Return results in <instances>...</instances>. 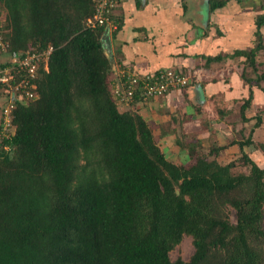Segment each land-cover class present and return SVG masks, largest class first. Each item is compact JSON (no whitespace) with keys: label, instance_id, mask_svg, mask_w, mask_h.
Wrapping results in <instances>:
<instances>
[{"label":"trees","instance_id":"1","mask_svg":"<svg viewBox=\"0 0 264 264\" xmlns=\"http://www.w3.org/2000/svg\"><path fill=\"white\" fill-rule=\"evenodd\" d=\"M226 2L209 0L210 10ZM95 10L94 0H0L10 55L54 47L37 98L17 102L15 134L0 138V264H264V167L244 148H264L253 140L261 115L226 163V146H196L191 164L169 160L135 109L143 81L127 101L115 92L126 79L115 80L105 25L86 26ZM255 23L260 41L232 57H246L259 85L264 12ZM241 162L247 172L234 171ZM185 235L195 253L174 261Z\"/></svg>","mask_w":264,"mask_h":264},{"label":"crops","instance_id":"2","mask_svg":"<svg viewBox=\"0 0 264 264\" xmlns=\"http://www.w3.org/2000/svg\"><path fill=\"white\" fill-rule=\"evenodd\" d=\"M258 1L227 0L211 11L209 0H122L116 9L115 16L123 19L122 27L110 31L116 81L124 69L141 76L173 67L197 71L196 80L185 88L135 105L169 160L189 164L196 146H224L230 139L235 142L225 149L231 154L223 156L236 158L239 141L248 137L243 136L247 123L250 129L254 124L251 113L257 107V112L264 111V90L257 87L251 106L243 111L250 91L243 76L246 57H232L236 49H249L256 39ZM220 55L210 62L206 59ZM9 57L10 53L0 52V64ZM0 100L1 112L7 100L3 90ZM262 119L253 132L254 142L255 134L264 131ZM250 146L245 145L246 151L251 152ZM219 161L228 162L227 157Z\"/></svg>","mask_w":264,"mask_h":264},{"label":"built area","instance_id":"3","mask_svg":"<svg viewBox=\"0 0 264 264\" xmlns=\"http://www.w3.org/2000/svg\"><path fill=\"white\" fill-rule=\"evenodd\" d=\"M122 0H94L95 12L86 21V26L90 28L99 25H105L109 31H116L120 27V21L115 17L116 8ZM6 15L0 13V52L8 53L9 41L4 36V24ZM54 50L52 45L46 48L30 49L23 55L11 54L9 59L0 64V84L2 90L7 95L5 105L1 110L0 117V138H11L16 131V126L13 123V111L16 108L18 101L21 103H29V101L37 98V79L40 75V70L49 69V60ZM124 81L126 90H122L121 86L115 92L124 101H127L134 95L136 85L139 81H143V95L145 99L150 97L164 96L168 92L176 89H182L188 86L197 75L196 70L168 68L148 75H138L131 69H124L120 72ZM119 83V81H118ZM123 83V85H124Z\"/></svg>","mask_w":264,"mask_h":264},{"label":"rangeland","instance_id":"4","mask_svg":"<svg viewBox=\"0 0 264 264\" xmlns=\"http://www.w3.org/2000/svg\"><path fill=\"white\" fill-rule=\"evenodd\" d=\"M262 4V3H264V0H260V2L258 1V5L259 4ZM259 10H260V12L262 13V12H264L263 10H261V7L259 8ZM256 39V41L254 40L253 41V43H252V46L250 47V48H253V47H255L256 46V43H257V40L258 41H260V37L259 36H257L256 35V37H255ZM262 41H263V43H264V27H263V33H262ZM257 60H259V61H261V62H263V60H264V54H263V51H261L259 54H258V56H257ZM248 67H249V71H248ZM174 68V67H173ZM247 68V69H246ZM176 69H178V68H176ZM244 69L246 70V73H247V75L250 77L251 76V80H248V86L250 87V91H249V94H251V92L253 91V95H254V92H255V87H257V88H263L264 87V79H262V80H260V83H259V85H257V83H256V72H254V71H252V68L250 67V65H246L245 67H244ZM259 73H261L262 71H264V65H259ZM185 71H188V69H186ZM120 76H121V74L119 75V78H120ZM197 75H195L193 78H192V82L190 83V84H192L195 80H196V77ZM247 80V79H246ZM252 81V82H251ZM248 94V96H250ZM264 94V93H263ZM1 101V100H0ZM3 104H5V103H3ZM2 104V105H3ZM258 108H260V107H257V109L255 110H253L254 112H252L251 113V115H253L252 117H250V121L251 122H256V120H257V118H256V116H258V114H260L261 115V117L263 116V118H264V111L263 110H259L258 112H257V110H258ZM255 112H256V114H255ZM0 114H1V112H0ZM1 117V116H0ZM263 120V119H262ZM247 126H248V128H246V130H245V132H243V136H245V138H246V136H250V130L253 128V127H251V129L249 128V126H250V124H248L247 123ZM256 128V127H255ZM255 128H254V131H255ZM245 129V128H244ZM250 129V130H249ZM217 132V131H216ZM256 132V131H255ZM237 133V132H236ZM249 134V135H248ZM233 137V136H232ZM254 138H255V142H256V144H260V143H262V144H264V131L263 132H260V133H256L255 134V136H254ZM1 140V139H0ZM232 141V139H230L227 143H226V145L224 144V146H226V147H228L229 146V143ZM213 143V142H212ZM212 147V145L210 144V146L209 147H207V148H205V149H203V151H205V152H208L209 150H210V148ZM209 149V150H208ZM233 150H235V149H233ZM250 150H251V153H252V157L255 159V161L263 168L264 167V148H262V147H256V146H254V145H252V146H250ZM194 151V152H193ZM192 152H193V160H190V163L189 164H191V163H193L194 161H195V156H197V152H196V150H193ZM226 151H227V149H225V148H223V149H221V151H220V153H219V155H220V159L219 160H222V158H226L227 157V160L229 161L231 158L230 157H228V156H223V155H225V154H231V152H227L226 153ZM223 152V153H222ZM241 153V151L237 154V155H239ZM186 155V151H184V152H182V156H185ZM237 155H236V157H237ZM218 157V156H217ZM235 157V156H234ZM213 158V157H212ZM216 158V157H215ZM219 158V157H218ZM232 159H233V157H232ZM186 160H188V158H186ZM249 170V166H247V165H244V163H240L236 168H234V171L235 172H247ZM229 215H230V219H231V221H233V222H236V210L234 209V208H232V207H230L229 208ZM263 226H264V222H263ZM195 253V246H194V243H193V237L192 236H190V235H185L184 236V238H183V240L181 241V243L180 244H178L173 250H172V252H171V258L175 261V260H177V259H179V258H181V259H183V260H185V261H188V260H190L191 259V257H192V255Z\"/></svg>","mask_w":264,"mask_h":264},{"label":"water","instance_id":"5","mask_svg":"<svg viewBox=\"0 0 264 264\" xmlns=\"http://www.w3.org/2000/svg\"><path fill=\"white\" fill-rule=\"evenodd\" d=\"M103 46H104L105 52H106L107 56L109 57V60L112 64L113 68H115V60H114V55L112 52V43H111L110 31H109L108 27L105 29V33L103 35Z\"/></svg>","mask_w":264,"mask_h":264}]
</instances>
